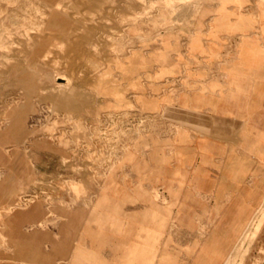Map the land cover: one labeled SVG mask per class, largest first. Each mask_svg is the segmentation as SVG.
<instances>
[{"label": "rangeland", "instance_id": "374dc122", "mask_svg": "<svg viewBox=\"0 0 264 264\" xmlns=\"http://www.w3.org/2000/svg\"><path fill=\"white\" fill-rule=\"evenodd\" d=\"M211 13L204 32L200 21ZM227 14L238 18L220 19ZM263 17L264 0H0V264H57L53 257L66 256L84 220L99 222L97 194L105 181L113 177L130 187L135 162L143 173L155 166L129 156L146 157L162 126L169 135L179 129L177 117L149 100L159 68L153 58L166 56L154 51L160 43L171 46L170 37L179 48L187 32L192 51L218 20L217 28L244 31L240 44L255 22L260 29ZM172 52L171 58L179 55ZM193 75L187 61L185 87ZM178 86L172 83L170 91ZM175 163L167 159L165 165ZM155 187L153 198L166 202L158 191L164 185ZM247 221L232 248L234 240L225 244L214 232L201 255L220 246L218 264L229 250L224 264H264V197ZM166 228L172 247L196 234L175 218ZM195 246H187V255Z\"/></svg>", "mask_w": 264, "mask_h": 264}, {"label": "crops", "instance_id": "0c3cea01", "mask_svg": "<svg viewBox=\"0 0 264 264\" xmlns=\"http://www.w3.org/2000/svg\"><path fill=\"white\" fill-rule=\"evenodd\" d=\"M244 13L258 18L255 12ZM214 17L211 13L204 17L207 21H200L202 31L208 30ZM237 18L235 14L220 17ZM220 23L214 22L192 51L187 32L181 34V47L169 37L171 46L160 43L155 48L166 56L153 58L159 68L152 73L149 100L164 115L178 118V132L169 135L164 125L158 141L149 142L146 157L129 156L156 163L143 173L135 162L138 173L132 186L116 185L113 177L105 181L97 194L99 222L86 225L84 220L66 256L53 257L57 264H218L223 253L220 246L207 256L200 253L212 243L214 232L225 244L234 240L231 248L242 235L249 223L244 222L245 216L264 197V24L260 22L259 29L255 22L245 31L250 38L244 37L239 44L244 31L217 28ZM176 50L179 55L169 57ZM187 61L194 68L187 80L191 87L183 85ZM171 72H179L180 78ZM172 83L179 85L173 93ZM167 159H175V166H166ZM158 184L165 187L158 191L166 202L153 198ZM174 218L185 231L196 232L179 247L171 246L173 239L166 228ZM210 218L205 235H198L200 225ZM84 228L87 233H81ZM191 245L196 246L187 255ZM229 255L230 250L222 264Z\"/></svg>", "mask_w": 264, "mask_h": 264}, {"label": "bare ground", "instance_id": "6f19581e", "mask_svg": "<svg viewBox=\"0 0 264 264\" xmlns=\"http://www.w3.org/2000/svg\"><path fill=\"white\" fill-rule=\"evenodd\" d=\"M30 108V107H29ZM20 213V212H19Z\"/></svg>", "mask_w": 264, "mask_h": 264}]
</instances>
